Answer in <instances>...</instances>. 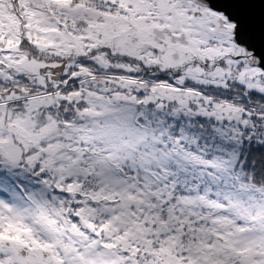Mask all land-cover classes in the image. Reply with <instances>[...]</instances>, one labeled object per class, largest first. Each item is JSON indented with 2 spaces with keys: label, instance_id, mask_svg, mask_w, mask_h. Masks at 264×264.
<instances>
[{
  "label": "rangeland",
  "instance_id": "obj_1",
  "mask_svg": "<svg viewBox=\"0 0 264 264\" xmlns=\"http://www.w3.org/2000/svg\"><path fill=\"white\" fill-rule=\"evenodd\" d=\"M152 2L166 0H0V68L22 70L37 61L40 71L58 75L57 81L47 76L43 88L26 89L36 97L27 109L62 106L65 97L53 88L66 79L73 84L72 120L47 119V148L25 154L38 155L41 189L56 186L63 195H54V202L42 196L32 205L28 191L29 201L13 190L0 197V264H36L35 253L24 261L17 250L40 247L48 223L49 239L58 240L52 251L57 264H264V188L253 184L246 167L252 149L264 150V88L246 106L220 102L214 98L227 94L219 93L222 81L188 71L184 81L209 87L204 106L194 93L133 78L124 65L117 71L118 52L135 56L129 34L134 14ZM98 46L107 47L103 54ZM71 69L73 76L63 74L61 82V71ZM7 76L12 73L2 70V81ZM3 95L0 120L11 108L5 100L22 98L15 89ZM14 117L4 118L0 138L11 136L7 127L18 126L17 134L25 124ZM13 167L5 166L8 177L29 186L26 171ZM6 179L0 187L7 188ZM63 211L91 231L78 230Z\"/></svg>",
  "mask_w": 264,
  "mask_h": 264
},
{
  "label": "flooded vegetation",
  "instance_id": "obj_2",
  "mask_svg": "<svg viewBox=\"0 0 264 264\" xmlns=\"http://www.w3.org/2000/svg\"><path fill=\"white\" fill-rule=\"evenodd\" d=\"M144 3L146 2L144 1L142 4ZM144 6L146 5H143L134 14L133 21L129 25V34L135 47V50L133 49L135 56L127 55L124 57L120 55L121 52H118V57L113 62L117 71H125L122 69L124 65L128 69L125 73L130 74L133 78L139 79L140 76V78H145L150 84L173 86L175 87L174 89H181L183 92L191 94L194 93L204 99L201 103L204 106H207L205 101L211 96L207 90L209 87L207 84H197V82L195 83L189 79L184 81L185 74L188 71L196 70L194 74L198 77H205L209 80L211 78L215 80L216 78V81H222L225 86L219 87V93L222 91L227 94L220 96V98H214L215 100L219 99L218 101L220 102L233 99L245 105L253 101L256 96L260 97V91L264 88V72L257 66L251 65L250 55L240 46L236 45L232 32L234 24L223 13L210 8L202 0H166L164 4H153L152 2L149 4L148 10ZM196 44L201 45L199 47ZM106 48L105 46H98L97 50H99L100 54H103ZM169 60L174 63L170 65ZM30 62H26L28 64L27 67L22 66V70L12 67L6 68L2 64V68H0V75L2 70L8 72V75L12 73V77L7 76L3 78V81L2 77L0 78V82H2L0 83V87H2L0 88L1 94H4L3 96L5 97V93H7V96H9L10 92H13L15 89L22 96V98L5 100L6 106L10 105L11 108L2 113L0 133H4L3 129H6L3 125L4 118L14 119V116H17L18 119L21 118L25 123L19 127L20 131L18 130L17 134L13 133V131L18 129V126L12 125L11 127H7L11 132V136L7 137L9 138L7 140L2 137L0 138V179L7 177L5 183L7 188L0 187V197L8 198V193L13 190L27 199H23L24 201H29L26 192L28 191L34 198V200L29 201V204L36 202L35 199L40 200L42 196L46 197L47 201L54 202L53 196H58L60 193V195H63L62 192L55 189L56 186L51 191L41 189L43 173L38 172L40 165L37 158L38 155L26 157L25 154L33 155L47 148L48 143L43 140L42 136L44 130L43 124L47 119H50V121L53 119L58 124H62L63 120H72L73 84H70L66 79L65 86L53 88L56 91L55 95L65 97L64 104L60 106L62 108L59 106H46L44 109L28 110V103L36 100L34 99L36 97L30 99L31 96L28 95L29 90L26 89L34 84L36 88L33 90L35 91L37 88H43L42 85L44 86L45 82L48 81V77H56V81L58 78V75L53 77L42 72V69L40 71L38 67L40 63L37 61L36 63ZM52 65L53 63H49L45 66ZM64 68L67 69L68 66H64ZM71 71L72 69L69 72L61 71L59 80L62 82L60 76L63 74L71 78L73 76ZM249 80L255 83L249 84ZM16 84L23 86L18 89L13 86ZM256 86H259V88H256ZM43 103H47V100H44ZM243 116L246 117L247 113H243ZM26 117H28V120L24 121ZM31 121H34V123L27 125ZM15 136L17 140L14 141ZM51 146L56 147L55 143ZM7 164H12L14 170L17 172L26 171L30 183L26 187L27 190L23 186L25 181L21 184L15 175L14 178L8 177L9 173L5 169ZM46 175L50 177V171H47ZM64 195L67 196V194ZM63 212L64 216L71 220L70 222L78 230L91 231L81 224V219L78 216L76 217V215L69 211ZM58 225L59 222L56 220L54 222L55 228ZM52 228L53 224L48 223L44 233H40L39 238L41 240L38 243L41 244L40 247L37 244L31 246L21 245L19 246L21 249L18 247L17 250L18 255L26 261L25 258L27 256L31 257L30 255L35 253L34 257L38 256L36 258H39L36 264H43V258L50 259L48 260L49 263L47 262L48 264H51L50 261L52 260L57 264L52 251H57L58 240L49 239ZM178 240L180 242L184 241L183 244L190 242V238H180ZM210 241L214 243L215 240L211 239ZM101 245L105 247V244ZM44 246L46 248H43ZM118 249L120 250L119 247H116V250ZM126 252V250H123L122 253L125 255ZM222 257H224L222 253L220 255L216 253L215 258L221 259ZM7 264H17V262L9 261ZM18 264H21V262H18Z\"/></svg>",
  "mask_w": 264,
  "mask_h": 264
},
{
  "label": "water",
  "instance_id": "obj_3",
  "mask_svg": "<svg viewBox=\"0 0 264 264\" xmlns=\"http://www.w3.org/2000/svg\"><path fill=\"white\" fill-rule=\"evenodd\" d=\"M223 13L233 26V40L264 72V0H202Z\"/></svg>",
  "mask_w": 264,
  "mask_h": 264
},
{
  "label": "trees",
  "instance_id": "obj_4",
  "mask_svg": "<svg viewBox=\"0 0 264 264\" xmlns=\"http://www.w3.org/2000/svg\"><path fill=\"white\" fill-rule=\"evenodd\" d=\"M25 45V44H23ZM30 58H35V53L28 50ZM249 157H253V162L248 159L246 167L253 176V184L255 186L264 188V150L263 149H252L249 153Z\"/></svg>",
  "mask_w": 264,
  "mask_h": 264
}]
</instances>
